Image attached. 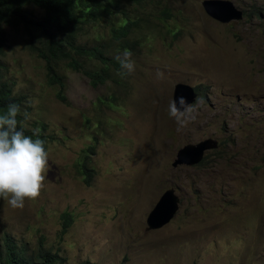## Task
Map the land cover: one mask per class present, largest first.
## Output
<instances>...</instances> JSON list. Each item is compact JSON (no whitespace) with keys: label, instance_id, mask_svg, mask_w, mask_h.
I'll use <instances>...</instances> for the list:
<instances>
[{"label":"rangeland","instance_id":"rangeland-1","mask_svg":"<svg viewBox=\"0 0 264 264\" xmlns=\"http://www.w3.org/2000/svg\"><path fill=\"white\" fill-rule=\"evenodd\" d=\"M203 1L171 0L183 10L182 32L148 33L130 52L134 71H112L122 84L93 87L60 64L69 105L47 84L23 31L7 28L2 81L27 96L28 125L47 124L54 139L40 196L22 209L0 199V244L4 234L31 249L43 239L65 264H264V0H230L263 17L229 24L207 15ZM81 41L94 44V32ZM180 82L204 92L196 119L177 131L168 107ZM207 138L219 148L203 166H174L180 149ZM90 146L96 175L87 186L76 163ZM169 189L179 212L147 232ZM66 212L74 223L60 240Z\"/></svg>","mask_w":264,"mask_h":264},{"label":"trees","instance_id":"trees-1","mask_svg":"<svg viewBox=\"0 0 264 264\" xmlns=\"http://www.w3.org/2000/svg\"><path fill=\"white\" fill-rule=\"evenodd\" d=\"M257 10L244 14L262 19V11ZM183 14V10H175L171 0H0V114L6 112L8 105L17 104L21 109L18 121H23V112L31 110L27 96L14 95L13 87L2 81V58L9 44L7 28L23 31L28 51L45 63L47 84L57 88V100L69 105L65 95L66 79L59 72L60 64L84 74L93 87L112 79L122 84L112 71L120 75H125L126 71L121 69L115 57L125 50H136L145 42L148 33H162L161 29L166 35L178 38L182 32L179 23ZM92 32L95 43H83L82 37ZM102 32L107 34L108 40L101 36ZM203 88L196 87L200 94H203ZM22 128L25 135L43 140L48 151L54 138L48 133L47 124L29 126L24 121ZM36 130H39L38 136L34 135ZM94 154L95 146H90L76 163V172L87 186H91L96 175ZM207 158L197 167L203 166ZM61 218L60 240L74 223L68 212ZM0 264H65V260L58 251L48 249L43 239L36 249H31L4 234L0 244Z\"/></svg>","mask_w":264,"mask_h":264},{"label":"clouds","instance_id":"clouds-1","mask_svg":"<svg viewBox=\"0 0 264 264\" xmlns=\"http://www.w3.org/2000/svg\"><path fill=\"white\" fill-rule=\"evenodd\" d=\"M115 59L128 74L134 71L135 64L129 51L125 50ZM200 97L199 93L198 101ZM20 114L17 104L8 105L6 112L0 114V199L7 201L13 209H22L26 200H35L40 196L45 179L43 173L48 163L44 141L33 139L23 131L22 124L31 118L30 114L23 112V121H18ZM168 114L175 121L177 131L196 119L195 107L188 104L183 96L170 102ZM38 134L39 130H36L34 135Z\"/></svg>","mask_w":264,"mask_h":264},{"label":"water","instance_id":"water-1","mask_svg":"<svg viewBox=\"0 0 264 264\" xmlns=\"http://www.w3.org/2000/svg\"><path fill=\"white\" fill-rule=\"evenodd\" d=\"M202 5L207 15L221 23L229 24L244 18V12L230 0H205ZM180 96H183L188 104L194 105L198 101L199 93L194 86L180 82L176 85L174 100ZM217 148L218 141L212 138H207L197 144H187L178 151L174 166L185 164L195 167L204 160L208 151ZM180 204L181 200L176 191L167 190L148 217L147 232L159 231L169 224L179 212Z\"/></svg>","mask_w":264,"mask_h":264}]
</instances>
